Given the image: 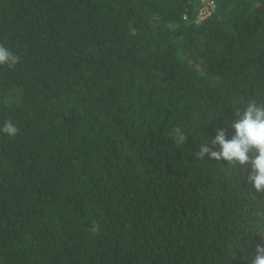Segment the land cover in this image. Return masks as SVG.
<instances>
[{"label": "trees", "instance_id": "trees-1", "mask_svg": "<svg viewBox=\"0 0 264 264\" xmlns=\"http://www.w3.org/2000/svg\"><path fill=\"white\" fill-rule=\"evenodd\" d=\"M206 1L0 0V264H250L264 192L196 152L264 100V0Z\"/></svg>", "mask_w": 264, "mask_h": 264}, {"label": "clouds", "instance_id": "clouds-1", "mask_svg": "<svg viewBox=\"0 0 264 264\" xmlns=\"http://www.w3.org/2000/svg\"><path fill=\"white\" fill-rule=\"evenodd\" d=\"M19 59V56L0 44V66L6 65L11 69ZM235 116L236 119L230 125L234 135L228 139L225 130L218 129L210 142L201 143L196 156L198 159L207 156L211 161H226L235 168L250 165L247 182L255 192H264V100L249 98L242 107L236 108ZM0 133L15 137L18 128L11 121H6ZM187 137L180 127H176L170 135L177 146L184 145ZM258 235L264 239V232ZM250 264H264V243L256 245Z\"/></svg>", "mask_w": 264, "mask_h": 264}, {"label": "built area", "instance_id": "built-area-1", "mask_svg": "<svg viewBox=\"0 0 264 264\" xmlns=\"http://www.w3.org/2000/svg\"><path fill=\"white\" fill-rule=\"evenodd\" d=\"M213 9V1L207 0L205 6L201 9L200 15L205 14L208 15L209 11Z\"/></svg>", "mask_w": 264, "mask_h": 264}, {"label": "rangeland", "instance_id": "rangeland-1", "mask_svg": "<svg viewBox=\"0 0 264 264\" xmlns=\"http://www.w3.org/2000/svg\"><path fill=\"white\" fill-rule=\"evenodd\" d=\"M205 17V14L199 15V18L202 19Z\"/></svg>", "mask_w": 264, "mask_h": 264}]
</instances>
